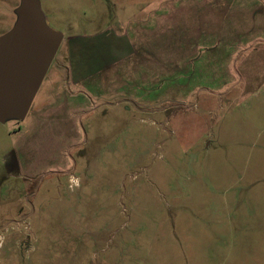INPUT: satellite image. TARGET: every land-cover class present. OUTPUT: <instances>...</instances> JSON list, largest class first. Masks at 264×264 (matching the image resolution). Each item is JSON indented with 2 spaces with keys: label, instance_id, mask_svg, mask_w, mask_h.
<instances>
[{
  "label": "rangeland",
  "instance_id": "rangeland-1",
  "mask_svg": "<svg viewBox=\"0 0 264 264\" xmlns=\"http://www.w3.org/2000/svg\"><path fill=\"white\" fill-rule=\"evenodd\" d=\"M38 2L63 38L0 123V264H264V0Z\"/></svg>",
  "mask_w": 264,
  "mask_h": 264
},
{
  "label": "water",
  "instance_id": "water-1",
  "mask_svg": "<svg viewBox=\"0 0 264 264\" xmlns=\"http://www.w3.org/2000/svg\"><path fill=\"white\" fill-rule=\"evenodd\" d=\"M62 38L38 0H20L13 28L0 37V123L26 117Z\"/></svg>",
  "mask_w": 264,
  "mask_h": 264
}]
</instances>
